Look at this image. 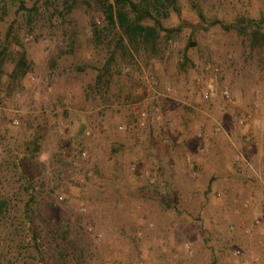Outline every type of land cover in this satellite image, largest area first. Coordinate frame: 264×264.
I'll return each mask as SVG.
<instances>
[{
    "label": "rangeland",
    "instance_id": "374dc122",
    "mask_svg": "<svg viewBox=\"0 0 264 264\" xmlns=\"http://www.w3.org/2000/svg\"><path fill=\"white\" fill-rule=\"evenodd\" d=\"M176 6L152 17L177 34L123 54L93 0H0V119L19 120L0 128V264H264V45L238 30L264 21V0ZM21 51L34 82L10 79ZM150 76L176 93L139 129L128 106Z\"/></svg>",
    "mask_w": 264,
    "mask_h": 264
},
{
    "label": "trees",
    "instance_id": "16d2710c",
    "mask_svg": "<svg viewBox=\"0 0 264 264\" xmlns=\"http://www.w3.org/2000/svg\"><path fill=\"white\" fill-rule=\"evenodd\" d=\"M93 1L98 4L106 24L111 27L119 28L121 36L118 39L117 47L121 49L123 54H129V47H137L140 42H143L147 45L154 43L158 39L160 33H165L169 38L172 34H177L181 30L180 27L166 29L161 25L158 19H154L152 17V13H154L157 18H166L168 16V8H171L174 12L179 13V10L176 6V0H138V2H135V0ZM145 19H152L153 25H142V22ZM238 22V30L240 35H248V33L244 31L249 29V36L251 38L252 46L254 48L263 47L264 33L262 32V26L264 25V21L247 22L244 18H241ZM91 32L94 35V38L99 40L101 33L98 27L93 25ZM124 39L127 40L128 46L124 44ZM151 46L154 45H150V47ZM7 51L8 45H4L0 50V79L2 75L3 62ZM113 55L103 66V75L107 74L110 63L113 61ZM30 72L31 65L26 59L25 53L21 51L18 53L16 65L12 74L10 75V79L12 82L19 83V81L28 76ZM98 82H101L100 76L98 77ZM32 145L34 147V152L38 153L40 147L37 142L32 143ZM80 151L81 150H79V153ZM26 152H29V150L27 149Z\"/></svg>",
    "mask_w": 264,
    "mask_h": 264
},
{
    "label": "built area",
    "instance_id": "2783aa9c",
    "mask_svg": "<svg viewBox=\"0 0 264 264\" xmlns=\"http://www.w3.org/2000/svg\"><path fill=\"white\" fill-rule=\"evenodd\" d=\"M30 82H34L35 78L31 75L28 77ZM147 85L149 88V98L146 101H141L139 103H133L130 104L128 107L136 116V125L139 129H144L149 125V123H155V122H162L164 120V114L163 111V105L166 101L172 100V98L175 96V90L172 89L170 86H164L162 89H159V83L158 80L150 76L146 79ZM196 85L200 88V96L201 99L204 102H212L218 95V89L216 88V85L213 80L209 79L207 81H204V79H197ZM219 94L221 95L222 99L225 101H232L231 94L229 92V89L224 86L221 87L219 90ZM220 111L225 113L226 112V106L223 104L220 106ZM17 111H14L12 114L5 117V119H0V128L4 127L5 125L9 127H17L19 125V120L16 117ZM245 118L243 114L239 113L236 117V121L239 123L244 122ZM167 125H169L168 122H166ZM126 126H122L121 130H126ZM214 131L218 132L219 128L215 127ZM85 136L90 137L91 131H86ZM201 133L197 134L198 138H201ZM71 147L74 148L75 145L71 144ZM70 151V150H69ZM72 151V149H71ZM204 150L200 151V154H203ZM87 156L85 151H80L79 157L81 159H85ZM187 161H190L189 158H187ZM74 166L79 169L81 165L79 163L74 162ZM130 172L132 173H138L137 165L133 164L130 166ZM91 174L88 173L87 176L89 177ZM196 173L192 174V177L195 178ZM141 178L146 180L147 184L153 185L155 183V179L152 174L145 172L141 173ZM77 181L82 184L84 183V177L79 176L77 178Z\"/></svg>",
    "mask_w": 264,
    "mask_h": 264
}]
</instances>
